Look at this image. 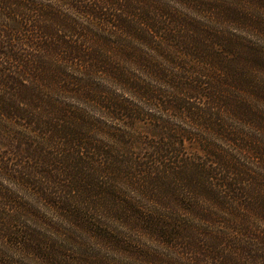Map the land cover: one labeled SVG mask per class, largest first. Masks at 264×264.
I'll use <instances>...</instances> for the list:
<instances>
[{
    "label": "trees",
    "instance_id": "16d2710c",
    "mask_svg": "<svg viewBox=\"0 0 264 264\" xmlns=\"http://www.w3.org/2000/svg\"><path fill=\"white\" fill-rule=\"evenodd\" d=\"M173 1L179 6L0 0V175L34 190L72 228L125 259L71 255L38 233L0 223L1 237L43 264H264V110L253 103L264 102V84L255 79L256 71L264 73V49L235 33L264 39V19L242 7L255 2L264 8V0ZM120 60L175 94L158 93ZM161 61L188 76L171 74ZM187 61L194 66L187 69ZM100 74L188 126L146 121L128 97L102 94L86 79ZM60 95L94 103L114 123ZM222 114L252 127L255 136L226 127ZM192 128L235 145L254 158L253 167L203 138L204 153L189 152ZM120 186L154 209H143ZM11 200L0 183L1 206L20 212ZM96 214L136 238L112 231ZM0 264L12 263L2 258Z\"/></svg>",
    "mask_w": 264,
    "mask_h": 264
},
{
    "label": "rangeland",
    "instance_id": "374dc122",
    "mask_svg": "<svg viewBox=\"0 0 264 264\" xmlns=\"http://www.w3.org/2000/svg\"><path fill=\"white\" fill-rule=\"evenodd\" d=\"M44 1V0H42ZM153 2H158L161 4H168L170 6L178 7L179 5L173 0H152ZM235 3L242 2L241 0H229ZM250 12H252L255 16H259L264 19V8L255 2H246L242 5ZM63 12H71L70 10L64 8V6L60 9ZM210 20L209 18H207ZM205 19L207 24L214 25L212 22ZM221 28V27H219ZM226 31H235L234 28L226 25L223 27ZM235 33L239 34L246 38L251 44L256 46L259 49H264V39L261 37L252 34L246 30H238ZM160 59V58H159ZM120 66L124 67L128 72H130L136 79H139L149 86L156 90L158 93L165 95L170 98L175 94V90L173 87L168 85L163 81H158L155 78L150 77L147 73H145L142 69L135 68L132 63L126 61H119ZM163 67L167 68L171 74L180 75L181 77L188 76L186 72H178L177 68L173 66V64L167 61H161ZM194 64L190 61H187V69L192 68ZM71 72V71H70ZM76 72V71H75ZM77 73V72H76ZM255 79L258 82V85L261 86L264 84V73L257 72L255 73ZM93 78L92 82L99 86L102 91V94L105 95H114L118 98L128 97L130 99V103L133 105L131 107L138 110L141 114H143L144 119L149 122H153L154 120H166L173 127H187L188 124L186 122L180 120L170 114L169 112L161 109L159 106L153 105L149 100H141L133 96L130 92L125 90L119 84L111 81L107 76L100 74V76L94 77H86V79L90 80ZM251 98H254L251 94H249ZM248 96V95H244ZM248 97V98H250ZM59 98L61 100L70 101L75 106H81L84 111L91 117L94 118H102L106 123L113 124L114 120H110L104 113L102 108H99L97 105L91 102H79L77 100H70L64 95H60ZM250 98V99H251ZM256 107L260 110H264V102L258 100V98H254L253 102ZM220 120V123L226 125V127L231 130L239 131L243 136H255V130L247 126L246 124L238 121L237 119L232 118L230 115H224ZM116 121V120H115ZM7 129V128H6ZM13 128H11L12 130ZM187 129V128H186ZM190 129V128H189ZM194 132V136L196 139L194 140L195 144H192V140L187 141L189 144V152L194 151L198 153L197 149L204 146L202 141L198 138H203L206 140L207 144L212 145L214 148H220L225 151H228V154L232 156L235 161H238L242 164H245L247 167H253L255 160L254 158L247 156V154H243L237 147L233 144H229L226 141H222L216 137L214 132L208 131L205 132L203 130L191 129ZM202 152V151H201ZM204 153V152H202ZM0 183L3 186L6 193L11 195L12 204H20L22 209L20 212H12L10 209H6L4 206L0 204V223H6L9 227L13 228L18 232H30V233H38L39 236L44 237L46 241H54L61 249L67 251L71 255H76L78 253H97L106 258H109L113 261L123 262L125 259L123 256L111 252L104 248L103 246H99L97 242H94L91 237H88L87 234L80 232L74 228H72L67 222L63 221L59 216L52 211L51 209L45 206L44 202L40 198H38L37 194L34 190L24 188L17 183L12 182L11 180L4 179L0 175ZM120 192L123 193L124 196L133 200L143 208V209H154L153 205L140 198L133 190L128 187L120 186ZM12 214H15L13 216ZM96 221L103 223L107 228L112 231L121 233L122 235L128 238H136V234L115 220H111L106 217H97V214L94 215ZM55 228H58V232ZM61 231V232H59ZM70 233L74 240L67 239L63 233ZM8 260L12 264H43V262L29 253H24L18 245L11 244L8 240L1 237L0 233V259Z\"/></svg>",
    "mask_w": 264,
    "mask_h": 264
}]
</instances>
